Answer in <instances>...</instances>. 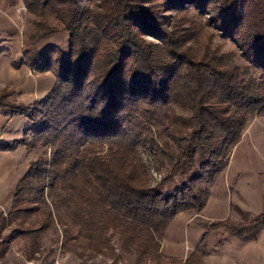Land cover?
<instances>
[{"label": "trees", "instance_id": "16d2710c", "mask_svg": "<svg viewBox=\"0 0 264 264\" xmlns=\"http://www.w3.org/2000/svg\"><path fill=\"white\" fill-rule=\"evenodd\" d=\"M22 1L35 21L14 66L55 83L31 106L0 93V108L29 122L1 150L45 153L0 213V261L15 240L34 258L56 228L62 250L78 258L205 264L203 240L183 261L165 258L161 242L179 214L202 212L209 186L264 116V0ZM208 29L237 50L222 51ZM61 32L67 49L38 46ZM177 109L190 115V131L170 147L160 128ZM144 154L157 170L167 165L155 185ZM210 227L246 240L264 228V203L257 216Z\"/></svg>", "mask_w": 264, "mask_h": 264}, {"label": "rangeland", "instance_id": "374dc122", "mask_svg": "<svg viewBox=\"0 0 264 264\" xmlns=\"http://www.w3.org/2000/svg\"><path fill=\"white\" fill-rule=\"evenodd\" d=\"M205 20L207 21V18L203 21ZM34 21L35 17L27 12L22 0H0V46L4 49V52L0 54V93L4 90L12 92L9 102L24 106H31L41 100L52 89L55 82L52 73L40 74L33 72L27 66L20 68L14 66L21 59L24 37L27 31L33 29ZM206 31L216 36L214 44L220 46L222 51L227 53L237 50L232 43L221 41L215 30ZM67 41V34L61 32L44 40L38 46L42 48L55 44L67 49ZM50 76L53 81L49 80ZM188 117H190L188 113L179 109L170 112L165 117L164 126L160 128L163 135L162 143L166 142L171 147L172 135L178 136L190 131L184 121ZM28 126L29 122L26 118L13 117L8 109L0 108V213H6L9 210L15 185L26 173L29 164L45 157L43 151L37 150L30 154L22 145L14 151L1 150V145H13L21 140ZM166 127L170 128L169 132L164 131ZM231 158L233 166L227 174L230 185L227 219L239 224L242 219L257 216L263 211L264 116L250 123ZM144 159L151 167L150 176L152 184L155 185L161 177L167 174V165L157 170V167L151 164L152 159L149 155L144 154ZM242 160L245 161V165ZM214 223L218 222L208 223L199 217L195 221L187 222L183 213L178 215L165 230L161 242L163 256L177 261L185 260L191 252L189 243L195 239L199 240L198 242L203 240L209 251L204 257L205 264H264V228L255 231L245 240L228 234L224 229H212L210 224ZM195 232H197L196 235ZM167 248L170 251L173 250L176 257H167ZM48 263L132 264V259L122 255L119 261L114 263L103 257L78 258L62 250L59 230L51 228L42 236L41 251L34 258L27 259L24 253V243L15 240L11 243L3 260L0 261V264Z\"/></svg>", "mask_w": 264, "mask_h": 264}, {"label": "crops", "instance_id": "0c3cea01", "mask_svg": "<svg viewBox=\"0 0 264 264\" xmlns=\"http://www.w3.org/2000/svg\"><path fill=\"white\" fill-rule=\"evenodd\" d=\"M49 80L53 81L51 76ZM238 147L239 145L234 149L233 154L235 153ZM233 154H232V157H233ZM244 162L245 161L242 160L243 165H245ZM232 166H233V163H232V158H231L228 167L224 169L223 172L217 178V180L209 186L208 201L206 203L205 208L202 210V212L199 215H190V214L183 213L185 215V220L187 222L195 221V219L198 217L201 220L207 221L208 223L224 221L227 219V213H228L227 210H228V204H229L228 194L230 190L229 189L230 185L228 182L227 174L231 171ZM196 233L197 232H195V235ZM198 241L199 240H195V239L191 240V242L189 243L190 251H192L198 245L199 243ZM166 251H167L166 252L167 257H176L174 256L175 254L173 250L170 251L167 248ZM184 253L182 255H184ZM163 254H164V251H163Z\"/></svg>", "mask_w": 264, "mask_h": 264}]
</instances>
